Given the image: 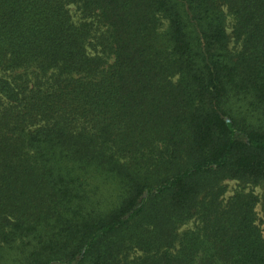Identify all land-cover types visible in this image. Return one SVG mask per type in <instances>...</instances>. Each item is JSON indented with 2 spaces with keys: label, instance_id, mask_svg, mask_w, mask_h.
Returning a JSON list of instances; mask_svg holds the SVG:
<instances>
[{
  "label": "trees",
  "instance_id": "obj_1",
  "mask_svg": "<svg viewBox=\"0 0 264 264\" xmlns=\"http://www.w3.org/2000/svg\"><path fill=\"white\" fill-rule=\"evenodd\" d=\"M259 205L264 0H0V264H264Z\"/></svg>",
  "mask_w": 264,
  "mask_h": 264
},
{
  "label": "rangeland",
  "instance_id": "obj_2",
  "mask_svg": "<svg viewBox=\"0 0 264 264\" xmlns=\"http://www.w3.org/2000/svg\"><path fill=\"white\" fill-rule=\"evenodd\" d=\"M229 31H231V28H229ZM225 187H226V194L224 195V198H223L225 202L229 198H231L236 192H239V191H244V192L252 191L257 196L262 195V191L259 188L253 189L252 187H249V186L240 185L236 181H226ZM256 212H257V217H258L257 224L260 227L263 237H264V216H263L262 207L260 205L257 207ZM195 228H196V223L190 222L187 225L183 226L180 229V232L182 233L187 230H194Z\"/></svg>",
  "mask_w": 264,
  "mask_h": 264
}]
</instances>
